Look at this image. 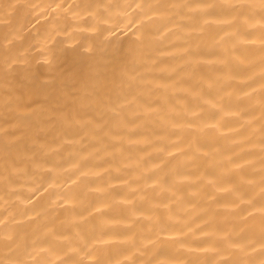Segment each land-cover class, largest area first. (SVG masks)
Listing matches in <instances>:
<instances>
[{
    "label": "clouds",
    "instance_id": "9594fccd",
    "mask_svg": "<svg viewBox=\"0 0 264 264\" xmlns=\"http://www.w3.org/2000/svg\"><path fill=\"white\" fill-rule=\"evenodd\" d=\"M0 264H264V0H0Z\"/></svg>",
    "mask_w": 264,
    "mask_h": 264
}]
</instances>
